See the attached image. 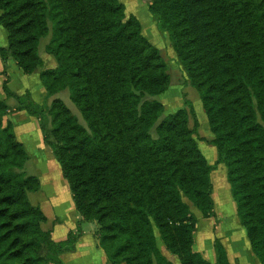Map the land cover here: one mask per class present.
I'll list each match as a JSON object with an SVG mask.
<instances>
[{"label":"trees","instance_id":"trees-1","mask_svg":"<svg viewBox=\"0 0 264 264\" xmlns=\"http://www.w3.org/2000/svg\"><path fill=\"white\" fill-rule=\"evenodd\" d=\"M147 8L169 32L198 91L236 214L264 264V0H147ZM0 10L7 34L0 56L9 53L26 74L41 66L39 40L47 17L53 20L54 43L47 49L57 66L42 71L41 80L47 97L69 88L90 132L54 99L53 140L44 135V142L60 164L75 210L99 225L109 263L171 264L157 248L156 230L181 264H208L191 249L195 217L183 197L212 216V168L185 109L158 122L156 137L149 133L163 105L145 97L163 93L169 77L139 21L125 19L119 0H0ZM3 90L11 94L5 83ZM20 107L43 129L41 106L30 101ZM4 108L0 102V112ZM10 127L0 128V264H61L58 254L77 235L55 242L41 228L46 217L27 199L38 187L36 177L12 173L4 163L20 168L27 159ZM214 248L218 264H229L218 241Z\"/></svg>","mask_w":264,"mask_h":264},{"label":"rangeland","instance_id":"rangeland-1","mask_svg":"<svg viewBox=\"0 0 264 264\" xmlns=\"http://www.w3.org/2000/svg\"><path fill=\"white\" fill-rule=\"evenodd\" d=\"M119 2L123 5L125 19H127L129 16H134L139 21L141 34L151 45L158 49L161 59L166 64L167 74L169 77L167 89L161 94L145 97L146 100H157L163 105L162 113L160 114L156 124L149 131L150 135L152 137H156V125L167 115L173 114L179 109H185L188 113V127L194 130L193 137L196 139L197 145L204 155L207 163L212 168L210 172V181L212 185L211 195L214 193V197H216L215 193H219V191L222 189L224 190L225 195L226 191H228L227 194L229 195L230 200H233L230 193L229 182L227 180V168L223 163L217 162L216 147L211 142L214 135L209 128L207 117L203 111L198 91L191 84L187 75V71L173 48L172 41L169 37V32L160 29L157 21L148 11L147 0H119ZM1 13L2 10H0V14ZM46 23L47 33L40 38L38 44V53L42 60L41 66L36 68L31 73L26 74L23 73L16 65L14 59L9 53H5L4 59V51L2 52V58L0 56V60L2 62L11 59L15 63L17 69V71L12 74L13 80L9 82V85L7 84V78L3 77L4 70L0 71V82H2L0 83V102L4 103L5 105V108L0 112V128L2 129L6 127L7 124H10V129L15 136V140L19 143L23 142L20 141L22 139L21 134H23L25 137V143L23 142L21 144L27 154V159L20 168L12 166L8 159L4 163L6 168L12 173H22L25 176L32 175L36 177L38 181V187L34 191L27 192V199L32 206L39 207L45 215L46 219L43 223H41V228L43 230L49 228L50 225L57 224L60 221L59 219L63 216L65 217V223L58 225V227L64 228L65 226H68L69 223H71V214L67 208V195L65 192L68 191L67 193H69L70 200L72 199V195L68 183L62 175L60 164L53 156L51 147L44 142V135H47L49 140H53L51 133L54 125L53 112L51 110L52 101L54 99L61 100L69 108L71 113L77 118L79 124H81L88 132H90L88 119L85 117V114L82 112L78 104L72 99L68 87H61L48 97L46 95V88L44 87V83L42 82L40 75L42 71L53 69L57 66L55 57L50 54L47 49V46L50 44L53 45L54 43L51 41L53 34V20L50 17H47ZM6 35V30L0 25V48H6L7 46ZM3 83L12 89L13 92L8 89L11 92L10 95H7L4 92ZM25 85L27 88L23 90ZM3 94L7 98L11 97L8 102L12 101L13 105L15 103V106L11 108L10 111L8 110L9 106L5 104L6 102ZM30 101L37 104L38 106H41L43 109V129L41 128V122L38 120V118V127L36 128L32 120L29 119L27 121L23 116L18 115L21 114V112L17 113V116L14 114V112L18 110H24L20 106L25 103H29ZM186 101L188 104L185 103ZM10 113H13L11 116L12 118L14 117L17 132L14 130V121L7 118ZM194 119L197 121L196 128H193ZM24 127L27 128L26 131L23 129ZM17 137L20 140H18ZM49 178H52V181ZM59 180H61L63 183L66 182L65 186L67 190L63 189ZM54 181H57L58 184L54 183ZM183 200L189 205V209L193 216L195 214L199 217L200 214L203 216L202 213L189 200H187L185 197H183ZM233 203H235V201ZM78 215L80 216L79 213ZM87 222L94 224L95 235L98 239L97 230L99 229V225L94 220ZM58 227L55 226L54 229L57 231ZM154 232L155 235H158L156 230ZM43 253L44 250L41 249L39 254L41 255ZM121 264L124 263L122 262Z\"/></svg>","mask_w":264,"mask_h":264},{"label":"crops","instance_id":"crops-1","mask_svg":"<svg viewBox=\"0 0 264 264\" xmlns=\"http://www.w3.org/2000/svg\"><path fill=\"white\" fill-rule=\"evenodd\" d=\"M4 70L3 77L7 78L8 85L12 79V74L17 71L15 63L8 59L5 62L0 60V71ZM19 70V69H18ZM2 83V82H0ZM7 85V87H8ZM27 86L23 87L25 90ZM10 91V89L8 87ZM13 92V91H12ZM5 94V93H4ZM3 94V95H4ZM5 104H7L8 110L15 106L13 102H8L11 97H5ZM23 116L27 121L30 119L34 123L35 127H38L37 118L29 115L24 110H18L14 112L15 116L17 113ZM13 113H10L7 118L14 121L12 118ZM14 123V130H16V123ZM25 131L27 128H23ZM24 142L25 137L21 134ZM27 136V135H26ZM21 142V143H23ZM25 143V142H24ZM30 146V145H29ZM38 155V154H37ZM52 181V178H49ZM64 190H67L65 183L59 180ZM52 183V182H51ZM57 183V181H54ZM68 191L65 192L67 195V208L71 214V219L68 226L64 228L58 227V225L65 223V217L60 218L57 224L50 225L46 230L50 231V237L53 241L58 242L65 240L69 232L76 234V240L69 249L61 251L57 258L61 264H110L107 260V256L104 250L99 245L98 239L95 235L94 224L83 220L75 210L72 199L70 200ZM224 193V190H220L219 193L212 195L213 204V216L200 217L194 215L195 224L192 232V244L191 249L193 252L200 253L201 256L208 262V264H218L216 251L214 248L215 241H218L224 248L227 261L229 264H261L258 257L252 251L249 239L247 237L244 226L239 221L236 214V206L233 200H230L229 195ZM56 227L57 231L54 229ZM157 233V232H156ZM158 234V233H157ZM156 245L161 255L171 264H181L177 255L171 253L159 235H155ZM55 264V263H49Z\"/></svg>","mask_w":264,"mask_h":264}]
</instances>
